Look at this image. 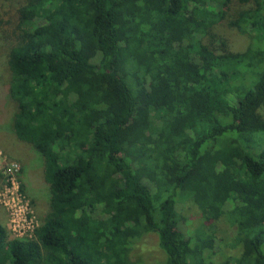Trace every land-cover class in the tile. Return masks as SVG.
I'll use <instances>...</instances> for the list:
<instances>
[{"label":"trees","instance_id":"1","mask_svg":"<svg viewBox=\"0 0 264 264\" xmlns=\"http://www.w3.org/2000/svg\"><path fill=\"white\" fill-rule=\"evenodd\" d=\"M8 10L9 130L42 158L49 200L33 238L0 224V264H149L148 235L155 264H216L223 218L241 253L217 264H264V0ZM184 200L198 217L180 230Z\"/></svg>","mask_w":264,"mask_h":264},{"label":"rangeland","instance_id":"2","mask_svg":"<svg viewBox=\"0 0 264 264\" xmlns=\"http://www.w3.org/2000/svg\"><path fill=\"white\" fill-rule=\"evenodd\" d=\"M24 1L0 0V18L3 12L22 4ZM219 32L229 40L232 51L240 52L247 46L246 37L237 33L236 30L222 27ZM5 56V45L0 41V140H2L0 141V224L7 228L12 237L13 232L10 223L12 211L18 206L25 207L26 228L34 229L40 226L48 211L49 189L44 182L40 155L26 144L9 140L12 135L9 126H11L10 120L14 112V105L8 98V77L5 69L2 68L6 62ZM260 112L264 116V110ZM4 147L9 148L8 152L11 153V156L3 150ZM13 166L19 168L17 173L13 171ZM10 168L13 173V185L9 179ZM179 210L189 219L180 225V230H184L193 217H198L196 215L197 208L184 200L179 204ZM137 250L140 255L147 259L149 264H155L163 259V254L157 246V239L154 235L146 236L138 244ZM214 252L216 264L225 261L227 258L238 257L241 253L240 246L235 244V230L224 218L216 224Z\"/></svg>","mask_w":264,"mask_h":264},{"label":"built area","instance_id":"3","mask_svg":"<svg viewBox=\"0 0 264 264\" xmlns=\"http://www.w3.org/2000/svg\"><path fill=\"white\" fill-rule=\"evenodd\" d=\"M19 168L16 166H13V171L17 173ZM10 181L11 185L14 184L13 182V173L12 169L10 168ZM16 191V190H15ZM17 209V210H16ZM16 209L12 211V216L10 219V223L12 225V232H13V238L16 239H22V238H33L34 237V229H29V227L26 228V212H25V207L21 208L18 206ZM11 210V209H10ZM17 233V234H16Z\"/></svg>","mask_w":264,"mask_h":264},{"label":"crops","instance_id":"4","mask_svg":"<svg viewBox=\"0 0 264 264\" xmlns=\"http://www.w3.org/2000/svg\"><path fill=\"white\" fill-rule=\"evenodd\" d=\"M10 141H13L12 139H9ZM0 141H2V140H0ZM9 149V148H8ZM8 149H7V147H4V149L3 150H5V152H7V154H11L10 152H8ZM11 156V155H10ZM12 158V157H11Z\"/></svg>","mask_w":264,"mask_h":264}]
</instances>
